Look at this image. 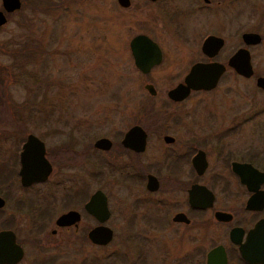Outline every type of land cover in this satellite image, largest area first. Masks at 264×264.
Here are the masks:
<instances>
[{
  "label": "flooded vegetation",
  "instance_id": "obj_1",
  "mask_svg": "<svg viewBox=\"0 0 264 264\" xmlns=\"http://www.w3.org/2000/svg\"><path fill=\"white\" fill-rule=\"evenodd\" d=\"M19 1L20 8L25 6ZM60 1L51 5L63 7L69 0ZM127 1L126 6L117 0L112 3L120 11H136L137 31L127 41L129 53V43L137 36L157 48L142 49L149 63L157 61L146 73L134 67L130 53L148 95L140 110L141 121L92 143V152L101 158L99 186L93 190L94 178L73 170L84 166L89 157L87 135L59 139L52 146L35 136L43 144L50 173L22 183L19 153L25 138L33 135L25 133L14 155L16 177H0L3 264H261L246 261L241 252L264 255V156L249 147L241 155L229 148L227 138L244 120L233 129L208 130L209 114L198 119L185 106L193 95L216 90L230 74L253 80L254 85L257 77H264L252 69L251 77L242 78L227 65L238 49L249 54L251 47H264V38L251 32L249 0ZM100 2L106 5L107 0ZM251 33L260 42L245 45L242 37ZM211 38L222 44L209 57L202 45ZM234 41L240 46L222 55L226 43ZM212 63L223 66L215 88L190 90L178 100L168 97L170 90L185 85L191 67ZM161 67L172 74L164 92L146 80ZM133 127L143 135L130 132ZM97 140H103L98 148L94 147ZM233 163L257 171L245 169L254 191L241 184ZM112 176L117 178L114 186L106 178Z\"/></svg>",
  "mask_w": 264,
  "mask_h": 264
},
{
  "label": "rangeland",
  "instance_id": "obj_2",
  "mask_svg": "<svg viewBox=\"0 0 264 264\" xmlns=\"http://www.w3.org/2000/svg\"><path fill=\"white\" fill-rule=\"evenodd\" d=\"M54 1L23 0L25 6L7 15L0 27L1 75L13 105L0 106V165L16 177L14 155L25 133L41 136L49 146L87 135L89 157L73 170L96 179L93 190L99 186L101 158L92 152V143L141 121L140 110L148 98L127 47L137 31V15L116 9L112 0L106 5L100 0H69L63 7L58 0L55 9ZM248 10L251 32L264 38V0H249ZM238 45L226 43L222 55ZM249 54L254 73L264 76V47H251ZM169 75L161 67L146 80L162 92ZM185 106L198 119L212 116L207 115L208 130L233 129L244 120L227 138L229 148L241 155L249 147L264 156V92L253 80L230 74L216 90L193 95ZM12 124L19 128H10ZM106 178L114 186L117 178Z\"/></svg>",
  "mask_w": 264,
  "mask_h": 264
},
{
  "label": "water",
  "instance_id": "obj_3",
  "mask_svg": "<svg viewBox=\"0 0 264 264\" xmlns=\"http://www.w3.org/2000/svg\"><path fill=\"white\" fill-rule=\"evenodd\" d=\"M122 6L128 4L127 0H117ZM1 9H0V27L3 26L7 19V14L18 11L20 9L19 0H0ZM243 43L245 45H256L260 42V37L257 34H246L243 37ZM220 40L211 38V40H206L202 45V52L211 57L219 48L221 47ZM264 45V41L262 42ZM146 46L152 49H156L154 43L149 41L147 38L142 36H137L133 38L129 43L130 53L133 59L134 67L142 73H146L151 64L149 63V56L142 51ZM158 58L156 57V60ZM146 61V62H145ZM228 67H230L235 74L242 78H249L252 76V67L250 64V57L246 50L238 49L228 60ZM223 71V66L220 64H196L189 70V73L184 78L185 85H179L175 89H172L168 92V97L178 100V98H185L189 91H208L217 85L218 79L221 76ZM255 87L261 90H264V77H257L255 79ZM149 93H152V89L147 87ZM137 131L142 136V131L138 127H133L130 132ZM103 143V140H97L94 143V147L98 148L100 144ZM143 140H140L138 145L140 148L143 146ZM44 148L41 141H39L35 136L28 135L25 138V142L21 146L19 153V171L18 176L21 179V182L29 183L33 181H38L44 179L50 173V165L43 157ZM245 169H251L252 172H257L254 169L250 168L249 165H240L232 164V170L237 174L241 184L246 186L248 190H255V187L250 186L247 183V177H249L248 171ZM262 175V174H261ZM264 178V175H262ZM247 202V207H249L250 202ZM3 234H0V238ZM242 257L251 263H261L264 264V255H256L250 257L246 254L244 250L241 252ZM6 261V256L3 252V248H0V264H3Z\"/></svg>",
  "mask_w": 264,
  "mask_h": 264
},
{
  "label": "trees",
  "instance_id": "obj_4",
  "mask_svg": "<svg viewBox=\"0 0 264 264\" xmlns=\"http://www.w3.org/2000/svg\"><path fill=\"white\" fill-rule=\"evenodd\" d=\"M51 8H54V7H51ZM51 8H48V10H50ZM6 86H7L6 78H5V76L1 75V68H0V106L2 105V106H5V107L11 109L13 107V105L10 101L9 95L7 94ZM10 128L18 129L19 126L12 124V125H10ZM13 133H16V132H13ZM10 175H11L10 170L6 169L5 166L0 165V177H9Z\"/></svg>",
  "mask_w": 264,
  "mask_h": 264
}]
</instances>
